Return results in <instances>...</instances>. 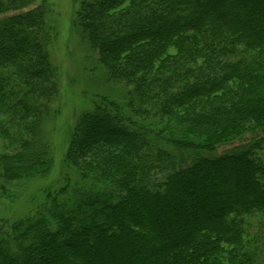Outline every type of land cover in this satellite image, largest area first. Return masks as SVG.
Wrapping results in <instances>:
<instances>
[{
	"label": "trees",
	"instance_id": "1",
	"mask_svg": "<svg viewBox=\"0 0 264 264\" xmlns=\"http://www.w3.org/2000/svg\"><path fill=\"white\" fill-rule=\"evenodd\" d=\"M27 3L0 0V13ZM79 13L112 79L113 61L126 78L141 72L128 95L139 104L77 117L65 160L95 185L48 188L32 217L1 221L0 264H264V139L211 154L264 131V0H85ZM46 23L39 6L0 19V139L16 147L0 154L5 181L52 164L49 143L29 136L59 87ZM127 111L160 129H131ZM164 155L171 171L149 184Z\"/></svg>",
	"mask_w": 264,
	"mask_h": 264
},
{
	"label": "rangeland",
	"instance_id": "2",
	"mask_svg": "<svg viewBox=\"0 0 264 264\" xmlns=\"http://www.w3.org/2000/svg\"><path fill=\"white\" fill-rule=\"evenodd\" d=\"M27 1V4L17 10L0 13V19L14 12L38 6L43 10L50 35L48 54L51 62L58 68L59 87L58 89L55 88V92L47 99L48 101L44 104V107H38L37 104L42 115L39 119L38 127L29 136L49 143L52 164L48 172H32L29 176L17 180L5 181V179L0 177V185H5L8 190L7 196L0 197V224L1 221L5 222V226H9L18 220L32 217L44 200L43 193L48 188L58 189L68 181L70 190L66 196H70L74 188H86L95 185L92 179H82L76 167L65 160L70 143V135L80 114L94 107L96 108L99 102V108L103 107L102 109L105 111L110 112L113 110L118 113L119 108L126 110L128 104H132L133 107L139 104L135 96L132 95V99H130L128 95L134 92V87L130 81L141 75V72H138L139 74L137 73L138 75L132 76V78H126L121 73V66L126 64V62H122V60L113 61V69L118 72L115 78L112 79L101 60V55H98L101 49H98L99 51L97 49L92 50L87 43L78 19L81 4L85 0ZM127 6L128 3L119 5L118 11L127 8ZM132 33H135V31H132ZM120 62L122 63L121 65L119 64ZM197 74L199 73H194L193 77L197 76ZM213 95H216V93ZM224 96L228 98L227 102L230 103L232 101V95L228 97L227 94H224ZM104 98H106V101L103 100ZM40 102L42 104L45 103L42 98ZM107 105L109 108H107ZM208 105L210 104L207 103L204 107L207 108ZM143 106L148 111L152 110L149 105ZM199 108L200 106L195 105L194 111H199ZM151 114L148 116V114L139 113V111L135 113L127 111L129 118L125 122L130 123L133 130L134 127L146 126L147 131L150 130V133L153 134L160 129V125L155 122V119L151 118ZM31 119L29 117L28 121ZM91 137H95L92 132L89 133V139ZM149 137L152 136L150 135ZM261 137L264 139L263 130L258 128L248 130L238 138L217 144L211 154H220L238 144L252 142ZM190 139L192 141L198 140L197 137ZM15 149L16 147L11 145L8 140L0 139V154L13 152ZM104 149L106 150V148ZM105 150L100 149L99 153L103 155ZM99 153L97 152V155H100ZM89 154L91 156L92 153ZM257 156L264 161V141L262 148L257 150ZM165 158V155L160 157L164 168H155L150 172L147 179L149 184L161 181L171 171L172 165L168 164L170 161ZM96 186H98L97 188L101 187L97 184ZM257 255L259 256V261L261 258L264 262L263 252H259Z\"/></svg>",
	"mask_w": 264,
	"mask_h": 264
}]
</instances>
